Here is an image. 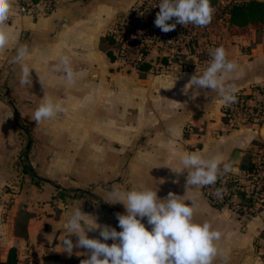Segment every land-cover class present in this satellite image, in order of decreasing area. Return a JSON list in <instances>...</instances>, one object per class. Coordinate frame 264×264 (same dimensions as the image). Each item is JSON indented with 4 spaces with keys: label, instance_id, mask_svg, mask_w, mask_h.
Returning a JSON list of instances; mask_svg holds the SVG:
<instances>
[{
    "label": "crops",
    "instance_id": "obj_1",
    "mask_svg": "<svg viewBox=\"0 0 264 264\" xmlns=\"http://www.w3.org/2000/svg\"><path fill=\"white\" fill-rule=\"evenodd\" d=\"M137 1L65 0L36 16L19 13L13 3L6 25L9 43L0 50V258L15 247L17 264H24L29 243L35 264H81L86 257L77 253L85 249L74 248L71 256L59 251L73 208L81 205L89 219L94 215L97 223L119 231L108 208L117 216L125 207L107 202L109 193L114 187L144 186L158 188L160 198L171 191L186 203L194 201V221L209 222L222 232L218 246L228 254V264H264V207L254 217L237 218L211 206L202 187L187 188V170L176 173L167 166L182 168L185 152L231 162L238 150L232 166L245 167L260 139L258 130L252 125L229 128L216 92L197 90L193 100L194 89L188 95L181 91L196 70L207 67L192 52L183 57L184 66L161 72L153 69L157 57L152 46L142 55L135 52V61L119 63L106 30ZM252 25L227 27L221 45L243 73L232 81L238 90L264 84V35L257 41ZM214 32L220 37L218 27ZM21 45L28 46L26 62L34 68L31 87L19 84L21 65L13 63ZM62 55L70 57L72 84L63 71L53 70ZM144 62L149 70L138 68ZM46 96L65 111L36 124L31 115ZM8 111L11 118L3 120ZM173 126L175 136L169 133ZM19 157H25L29 172ZM142 222L151 230L147 218ZM88 235L99 238V230ZM214 264L222 261L217 258Z\"/></svg>",
    "mask_w": 264,
    "mask_h": 264
},
{
    "label": "clouds",
    "instance_id": "obj_2",
    "mask_svg": "<svg viewBox=\"0 0 264 264\" xmlns=\"http://www.w3.org/2000/svg\"><path fill=\"white\" fill-rule=\"evenodd\" d=\"M158 6L154 24L165 33L175 30L177 24L205 27L215 12L211 0H160ZM12 13L13 0H0V50L9 43L6 25L12 19ZM173 18L175 22L169 23ZM29 55L28 46L21 45L16 49L13 63L21 65L19 84L31 87L34 68L26 62ZM209 55L211 59L207 67L202 72L196 70L181 91L188 95L189 90L194 89L191 99L195 100L199 95L197 90L210 89L219 95L225 106H230L237 101L238 91L232 81L243 73L238 71V63L228 58L223 46L210 49ZM53 70L63 71L67 82L74 83L75 75L67 55L59 58V64ZM63 111L65 109L60 103L46 96L31 119L39 124ZM11 116V111L5 112L3 120ZM169 133L176 135L175 126L169 128ZM180 163L182 168L179 169L167 166L176 173L187 170V188L214 185L220 176L232 169L231 162H223L219 156L205 158L198 152L183 153ZM223 191L218 188L213 195L221 197ZM157 192L158 188L144 186L130 190L114 187L111 190L107 202L122 203L125 207V213H117L119 231L110 225L97 223L94 215L89 219L91 214L84 213L81 205L73 208L65 227L67 235L59 239L62 245L59 251L71 256L74 248L85 249V252L77 253L86 257L81 264H214L217 258L222 264H228V254L218 246L222 232L209 222L194 221L195 202L186 203L189 200L171 191L167 197L160 198ZM144 218H147L151 230L142 222ZM95 230H99V238H90L88 233Z\"/></svg>",
    "mask_w": 264,
    "mask_h": 264
},
{
    "label": "built area",
    "instance_id": "obj_3",
    "mask_svg": "<svg viewBox=\"0 0 264 264\" xmlns=\"http://www.w3.org/2000/svg\"><path fill=\"white\" fill-rule=\"evenodd\" d=\"M64 1L13 0V3L19 13L36 16L53 11ZM236 1L227 0L221 5V0H217L213 5V25L221 20V16H216L218 9L221 12L222 6ZM159 2L138 0L127 12L119 14L107 28L106 36L112 40L116 59L121 65H126L133 52L142 55L152 46L157 57L153 69L157 72L173 66H184L183 57L190 52L198 57L201 67H206L211 59L209 51L214 49V45L206 48L199 44L205 32L215 33L213 28L177 24L175 30L165 33L154 24ZM150 6L152 11L147 13ZM173 22L175 18L169 21ZM195 39L198 43H195ZM221 112L229 128L252 125L258 130L260 139L254 144L251 160L245 167L232 166L231 171L220 176L214 185L203 186L202 192L215 208L227 209L241 219L254 217L264 207V134L261 132L264 129V84L239 89L237 101L230 106L222 103ZM218 188L224 190L221 197L213 195ZM22 261L24 264H35V250L29 243L25 245Z\"/></svg>",
    "mask_w": 264,
    "mask_h": 264
},
{
    "label": "trees",
    "instance_id": "obj_4",
    "mask_svg": "<svg viewBox=\"0 0 264 264\" xmlns=\"http://www.w3.org/2000/svg\"><path fill=\"white\" fill-rule=\"evenodd\" d=\"M215 0H211V4ZM222 13L226 15V21L229 26L243 27L248 24L264 25V0H240L234 3L227 4ZM112 43L111 38L106 37ZM140 70H149L150 65L146 62L138 66ZM21 157V155H20ZM18 162L21 163L22 169L29 172V167L25 165V157L20 158ZM17 249L15 247L9 248L4 259L0 258V264H17Z\"/></svg>",
    "mask_w": 264,
    "mask_h": 264
},
{
    "label": "rangeland",
    "instance_id": "obj_5",
    "mask_svg": "<svg viewBox=\"0 0 264 264\" xmlns=\"http://www.w3.org/2000/svg\"><path fill=\"white\" fill-rule=\"evenodd\" d=\"M225 1H227V0H221V5H223L224 3H225ZM237 1H239V0H237ZM217 2V0H215L214 1V3L212 4V6L215 4ZM224 6H222V8H223ZM222 8H221V12H220V10L218 9V11H217V13H216V16H221V20H220V22L218 23V22H216V26L215 25H213V23H212V20H211V22H210V24H208L207 25V27H210V28H213L212 30H215V27H218L219 28V30H220V33H218L217 32V35H219L220 37H218V36H213V34H211V33H208V32H205L204 34H203V36H201L202 37V43H200L199 45L200 46H204V47H208V46H211V45H216L217 47H219V46H221L222 44H223V41L226 39V36H227V32H229V28L227 29V27H231V26H229L228 25V23H227V21H226V18H225V16L223 15V13H222ZM150 11H152V8H151V6L150 7H148L147 8V10H146V12L147 13H149ZM219 12V13H218ZM254 30V32H255V34H256V40L257 41H261V40H263V35H264V25H260V24H253L252 26H251ZM213 32V31H212ZM221 34L222 35H225V36H221ZM227 40V39H226ZM195 43H198L197 42V40L195 39ZM146 53V52H145ZM133 55H134V52H133V54H131V56H130V58L128 59V61L129 60H131V61H135V59H133L134 57H133ZM133 59V60H132ZM138 63H140V61H138ZM223 120H224V118H223ZM263 131V129L261 130V132ZM230 214H231V212H229ZM234 215V214H233ZM234 216H236V215H234ZM238 218V217H237Z\"/></svg>",
    "mask_w": 264,
    "mask_h": 264
},
{
    "label": "water",
    "instance_id": "obj_6",
    "mask_svg": "<svg viewBox=\"0 0 264 264\" xmlns=\"http://www.w3.org/2000/svg\"><path fill=\"white\" fill-rule=\"evenodd\" d=\"M16 115V114H15ZM239 157V151L236 150L232 156L231 163L232 165L236 164L237 158ZM108 210L113 214V216L117 219V216H115L114 212L111 210V208H108ZM118 220V219H117Z\"/></svg>",
    "mask_w": 264,
    "mask_h": 264
},
{
    "label": "bare ground",
    "instance_id": "obj_7",
    "mask_svg": "<svg viewBox=\"0 0 264 264\" xmlns=\"http://www.w3.org/2000/svg\"><path fill=\"white\" fill-rule=\"evenodd\" d=\"M262 133L264 134V129H263Z\"/></svg>",
    "mask_w": 264,
    "mask_h": 264
}]
</instances>
